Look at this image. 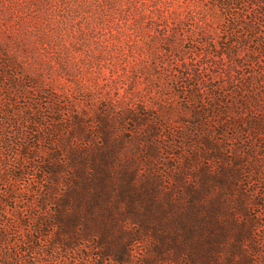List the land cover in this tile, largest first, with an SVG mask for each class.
Wrapping results in <instances>:
<instances>
[{"label":"rangeland","instance_id":"374dc122","mask_svg":"<svg viewBox=\"0 0 264 264\" xmlns=\"http://www.w3.org/2000/svg\"><path fill=\"white\" fill-rule=\"evenodd\" d=\"M1 134L37 156L8 171L13 159L1 151L0 172H35L12 183L17 202L3 197L9 223L13 213L26 225L41 214L33 204L47 185L38 169L46 162L66 178L94 172L89 160L102 156L116 182L153 179L159 200L186 186L200 191L202 172H240L247 214L237 191L215 186L228 204L217 223H252L243 252L264 264V0H0ZM234 241L230 233L217 264L240 261ZM156 244L144 237L135 254L152 259ZM90 246L61 257L99 264Z\"/></svg>","mask_w":264,"mask_h":264},{"label":"trees","instance_id":"16d2710c","mask_svg":"<svg viewBox=\"0 0 264 264\" xmlns=\"http://www.w3.org/2000/svg\"><path fill=\"white\" fill-rule=\"evenodd\" d=\"M101 134L106 137L103 129ZM203 143L216 155L215 146ZM13 145L1 134L0 164L5 161L1 155L4 148L13 159L8 171L19 170L16 162L19 158L29 162L37 157L30 150L32 147L14 149ZM50 155L53 161L56 156ZM105 162L102 156L93 157L89 163L94 172H71L66 178L53 170L49 162L40 166L38 169L44 171L40 172V178L47 185L39 194L38 206H33L41 210V214L32 215V224L27 225L15 221L18 217L14 213L12 223L6 220L3 208L8 203L3 197L17 202L19 197L12 183L35 172H0V264H71L62 254L85 250V243L97 252L99 264H177L181 255L186 256L187 264H217L215 253L230 233L235 237L231 254L240 257L237 264H251L249 255L243 252L242 242L244 239L253 241L252 223L248 228L236 224L227 227L226 220L219 225L218 215L227 216L228 204L227 200L212 194L215 186L227 188L230 197L237 191L236 202L240 211L246 213L244 193L236 187L240 172H218V178L202 172L200 191L186 186L177 198L168 194L159 200L160 192L153 179L147 178L137 188L128 183L130 177L123 176L116 182L111 172H102L101 165ZM126 219L134 221L142 231L131 233ZM156 223L171 225L173 229L162 231ZM147 236L157 241L152 259L145 255L139 257L134 250L135 244ZM251 249L255 251L254 247ZM80 263L85 264V258L82 257ZM233 263L229 255L226 264Z\"/></svg>","mask_w":264,"mask_h":264}]
</instances>
